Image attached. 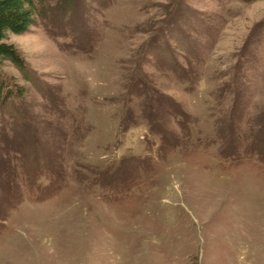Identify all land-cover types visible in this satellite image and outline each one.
<instances>
[{
	"label": "rangeland",
	"instance_id": "rangeland-1",
	"mask_svg": "<svg viewBox=\"0 0 264 264\" xmlns=\"http://www.w3.org/2000/svg\"><path fill=\"white\" fill-rule=\"evenodd\" d=\"M1 68L0 264H264V0H46Z\"/></svg>",
	"mask_w": 264,
	"mask_h": 264
},
{
	"label": "trees",
	"instance_id": "trees-1",
	"mask_svg": "<svg viewBox=\"0 0 264 264\" xmlns=\"http://www.w3.org/2000/svg\"><path fill=\"white\" fill-rule=\"evenodd\" d=\"M46 0H0V101L4 94L1 68L6 62L17 67L23 60L16 47L8 42L10 35H22L35 24L38 6Z\"/></svg>",
	"mask_w": 264,
	"mask_h": 264
}]
</instances>
